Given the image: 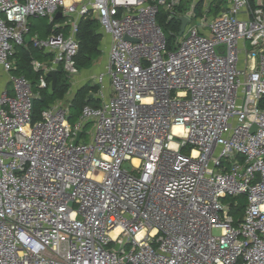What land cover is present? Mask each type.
Here are the masks:
<instances>
[{"label": "built area", "instance_id": "obj_1", "mask_svg": "<svg viewBox=\"0 0 264 264\" xmlns=\"http://www.w3.org/2000/svg\"><path fill=\"white\" fill-rule=\"evenodd\" d=\"M181 2L0 0V264H264V0L214 15ZM160 7L188 18L172 48ZM57 12L71 30L32 39L47 54L30 61L33 85L15 73L16 47L29 16ZM86 17L110 36L97 82L113 94L72 123L63 100L33 121L47 72L79 74ZM239 195L234 216L225 200Z\"/></svg>", "mask_w": 264, "mask_h": 264}, {"label": "trees", "instance_id": "obj_2", "mask_svg": "<svg viewBox=\"0 0 264 264\" xmlns=\"http://www.w3.org/2000/svg\"><path fill=\"white\" fill-rule=\"evenodd\" d=\"M250 3L254 5V0H250ZM211 7L212 5L210 4V8ZM217 8H219L218 4H217ZM219 12L220 10L218 9L216 13ZM195 13L197 15H200L201 13V6L199 4H196ZM159 15H160V11L157 15V20L161 24L163 31L165 30L164 28L169 25H173L172 27L175 28L176 33L179 31L180 24L176 17L166 20L167 14L165 16L164 15L159 16ZM98 28L99 25L96 18H90V17L82 18L79 20L77 24L76 38L79 42V49L77 55L75 56V59L77 66L80 69L88 68L93 62V60L97 58L100 54L99 45L102 34L98 31ZM50 29L49 32H51ZM54 31L57 32V29H55ZM166 39L168 43V48H172L171 41L168 40L167 36ZM46 57H47L46 53L34 48L30 43L25 46L23 45L16 47L15 73L24 75L34 85L36 82L35 79L37 78V74L32 70L30 66V61L32 59L45 60ZM56 77H57V81L54 89L40 90L39 91L40 97L34 100L33 121L39 118L40 111L44 107H47L56 100L62 99L65 93L67 92L70 83L61 69H58L56 71ZM48 80L51 79L48 77ZM94 88H95L94 86L92 87L89 85H83L78 89L76 95L74 96L70 104V112H71L70 119L74 120L75 118H77L78 115L80 114L83 105L91 103L89 99V93L90 90ZM260 107H264V97L260 100ZM242 203L243 202H240L238 204V207L231 211V213L234 216L240 215L242 213V207L244 206V204Z\"/></svg>", "mask_w": 264, "mask_h": 264}, {"label": "rangeland", "instance_id": "obj_3", "mask_svg": "<svg viewBox=\"0 0 264 264\" xmlns=\"http://www.w3.org/2000/svg\"><path fill=\"white\" fill-rule=\"evenodd\" d=\"M217 1L218 0H182L180 5L177 7V10L184 12L192 4H199L201 6V13H202L203 9L206 8L211 3L212 7L209 11V14L214 15V14H216V10L213 7L217 8V4L223 5V2L226 4L225 0H221L222 2L220 1V3H218ZM166 14H167V18H166V20H167L168 16H169V12H167L166 9H164L163 7H160V15L159 16H163V15L165 16ZM199 19H200V16L197 17L196 21H199ZM65 23H66V18H59L57 20H54L53 24H52L50 21V18L48 16H44V17L43 16H33V15L29 16L28 17L29 32L27 34H25L24 40L27 42V44H29L35 36L45 37L46 35H48V33H50L49 32L50 28L52 29L53 27H56V26H65ZM172 26L173 25H169V26L165 27L164 33L167 36L168 40L171 41L172 47H174L176 44V41L180 40L182 38L181 37L182 35H179L178 32L176 33L175 28ZM65 27H66V29H65L64 33L70 32V30H71L70 25H66ZM246 44L249 47L248 41L246 42ZM17 47H19V46H17ZM50 58L51 57H48L47 59H50ZM2 77L4 78L3 74H2ZM76 77H75V79H76ZM68 81L71 84L73 83L72 87L71 88L69 87L70 90L68 89L69 90L68 93L72 94V91H75V95H76L78 89L80 88V87H78L80 84H78L76 82V80L75 81L68 80ZM9 87L12 88V83L9 84ZM65 96L68 97V95H64V97L60 100H63L64 105L66 106V105H68L69 100ZM56 101H59V100H56ZM70 122L72 123L73 120L71 119ZM93 130H94V125L92 123H88L84 128V132H83L82 137H81V139H82L81 142L89 143L91 140ZM184 152L188 153V151H184ZM227 165H229V164H227ZM122 167L124 169L129 170V171H132V167H131L129 161H124L122 163ZM225 201H238L239 203L243 202L242 204H244L246 202V196H244V195L227 196ZM213 233L218 234L219 232H218V230H214Z\"/></svg>", "mask_w": 264, "mask_h": 264}, {"label": "crops", "instance_id": "obj_4", "mask_svg": "<svg viewBox=\"0 0 264 264\" xmlns=\"http://www.w3.org/2000/svg\"><path fill=\"white\" fill-rule=\"evenodd\" d=\"M220 1L221 0H218L217 2L220 3ZM225 2H226V0H225ZM224 4L225 3L223 2V5L222 4L219 5V8H216V7H213V8L216 11L218 9L221 11L224 8ZM66 25L67 24H65V26ZM65 26H62L59 29V31L66 35L68 32L64 33V31L66 29ZM98 31L102 34L101 40H100V45H99L100 54H99V56L97 58H95L93 60V62L91 63V65L88 68H82V69L79 68L80 69L79 70V74H78V76L75 79L76 82L78 84H80L78 87H81L83 85H89V86H92V87L94 86L95 87L94 89H91L90 93H89V99H90V102H91L90 105L100 104V102L103 99H106V98H108L109 96H111L113 94L112 93V88H111V85H110V80H109L108 77L103 79V85H104L103 89H101L100 85L97 82V76L101 72L104 71L105 66L107 65V61H108L107 52H108V48H109L110 42H111L110 36L105 34L100 29V27L98 28ZM75 80H73V81H75ZM72 84L70 83V86H69L70 88L72 87ZM69 90L65 93V95H68V97H66V96L65 97L68 98V100H69L68 105H69V110H70V104H71L72 99L75 96V91L71 90L72 94H70V93H68Z\"/></svg>", "mask_w": 264, "mask_h": 264}, {"label": "water", "instance_id": "obj_5", "mask_svg": "<svg viewBox=\"0 0 264 264\" xmlns=\"http://www.w3.org/2000/svg\"><path fill=\"white\" fill-rule=\"evenodd\" d=\"M59 18H61V12H57L55 14V19H59ZM177 19L180 22L178 34L182 35L184 28H185V25L188 22V18L186 16H180ZM125 39L128 40V37H125ZM47 77H49L51 79V89H54V87L56 85V81H57L56 71L51 70V71L47 72ZM255 129H256V125L253 124L252 128H251V132H253ZM80 135H81V131H78L76 134V138H75L74 143H76L79 140ZM115 250H117V245L115 246Z\"/></svg>", "mask_w": 264, "mask_h": 264}, {"label": "bare ground", "instance_id": "obj_6", "mask_svg": "<svg viewBox=\"0 0 264 264\" xmlns=\"http://www.w3.org/2000/svg\"><path fill=\"white\" fill-rule=\"evenodd\" d=\"M177 129H178V127H174L173 128V131H177ZM135 164H137L138 163V161L135 159L134 161H133ZM142 233L140 232L139 233V235H141Z\"/></svg>", "mask_w": 264, "mask_h": 264}]
</instances>
